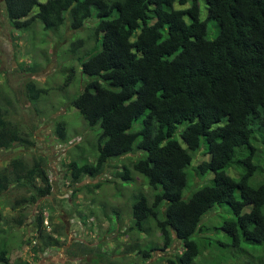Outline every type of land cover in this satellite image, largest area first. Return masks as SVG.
I'll use <instances>...</instances> for the list:
<instances>
[{"label": "trees", "instance_id": "16d2710c", "mask_svg": "<svg viewBox=\"0 0 264 264\" xmlns=\"http://www.w3.org/2000/svg\"><path fill=\"white\" fill-rule=\"evenodd\" d=\"M204 1L203 9L200 0H1L13 29L32 38L58 34L64 25H94L91 48H84L87 38L72 42L73 50L85 49L78 62L88 80L71 100L89 128L100 127L94 160L64 165L75 185L105 172L111 160L137 154L113 175L122 182L135 174L146 179L152 193L134 194L133 227L155 225L162 242L137 244L136 253L151 258L178 241V253L160 264H264V0ZM28 88L33 102L49 91L36 80ZM55 129L69 141L66 121ZM29 133L0 105V148L35 145ZM201 152L209 159L195 167ZM10 164L9 174L0 173V195L12 185L30 187L32 204L51 195L44 156ZM191 167L204 184L192 185ZM46 210L41 206L36 215L35 253L63 245L64 229H48L45 219L52 225L54 216ZM2 216L0 209V224ZM11 238L0 241V264H23L12 259L18 247ZM25 243L32 241L20 248Z\"/></svg>", "mask_w": 264, "mask_h": 264}, {"label": "rangeland", "instance_id": "374dc122", "mask_svg": "<svg viewBox=\"0 0 264 264\" xmlns=\"http://www.w3.org/2000/svg\"><path fill=\"white\" fill-rule=\"evenodd\" d=\"M200 3L204 9L205 1L200 0ZM1 8L0 105L9 120L20 125L23 131L30 132L35 145L0 148V173L9 174L11 160L16 157L32 163L35 157L42 155L53 183L51 195L33 204L27 202L32 193L27 186L12 185L0 195L3 213L0 241L12 236V246L18 247L13 250L12 259L23 264H108L109 261L116 264H160L165 258L175 256L180 245L178 241L168 251H154L147 259L133 248L137 244L145 247L162 242L155 225L151 224V230L147 231L133 227L134 194L140 190L152 193L146 179L135 174L134 181L122 182L113 175L117 165L120 168L123 163L131 165L137 154L129 153L111 160V165L99 176L86 177L75 185L70 183L65 163L73 158L94 160L92 144H95L96 134L100 131V127L89 128L82 113L71 103L88 80L81 71L78 57L85 53L84 48L93 46L94 39L88 36L93 34L91 27L94 25L87 22L80 30H71L64 25L58 34L49 31L45 35L43 31V34L39 32L38 37L32 38V32L15 31L3 2ZM214 24L215 21L209 22V38L216 35ZM79 38H87L86 45L83 50H73L72 42ZM75 69V81L67 82L66 78ZM33 80L49 89L36 102L28 97V84ZM62 120L67 123L70 145L56 133V123ZM82 148H87L86 153ZM203 159H209V156L198 153L193 166L196 167ZM235 171L231 169V174L235 175ZM190 172L193 186L204 184L195 168ZM99 182L102 185L95 187ZM75 186L80 189L77 194L73 191ZM190 191L191 188H187L185 194L189 195ZM41 206H45V212L52 211L54 216L52 225L49 221V229L54 226L64 229L60 236L63 245L35 253L32 245L40 243L36 238L35 220ZM82 215L86 217V223ZM213 215L215 211L208 214L207 219ZM22 219L24 222L19 226ZM214 221L219 223L220 219L215 218ZM27 239H31L32 244L25 243L20 248ZM208 251L205 252L207 256Z\"/></svg>", "mask_w": 264, "mask_h": 264}, {"label": "built area", "instance_id": "2783aa9c", "mask_svg": "<svg viewBox=\"0 0 264 264\" xmlns=\"http://www.w3.org/2000/svg\"><path fill=\"white\" fill-rule=\"evenodd\" d=\"M72 142L71 141H68V145H70ZM49 174H50V172H49ZM51 177V176H50ZM45 214H46V216L48 215V213L47 212H45ZM45 224L48 226V229H49V219L46 217V219H45Z\"/></svg>", "mask_w": 264, "mask_h": 264}]
</instances>
